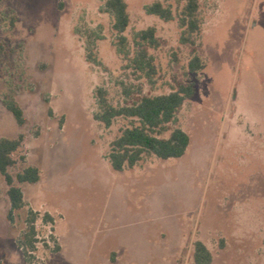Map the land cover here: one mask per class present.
<instances>
[{
  "label": "rangeland",
  "instance_id": "374dc122",
  "mask_svg": "<svg viewBox=\"0 0 264 264\" xmlns=\"http://www.w3.org/2000/svg\"><path fill=\"white\" fill-rule=\"evenodd\" d=\"M105 1L0 0V139L21 141L8 173L24 201L10 221L0 175V264H195L196 242L210 264H264V0H196L195 32L180 24L187 0H124L121 35ZM155 3L169 20L147 13ZM148 28L159 41L149 80L130 64ZM195 55L204 67L190 72ZM178 83L194 94L157 136L183 130L185 155L113 171L109 145L129 120L96 121L95 90L118 107ZM28 166L38 182H16ZM30 212L37 242L24 256Z\"/></svg>",
  "mask_w": 264,
  "mask_h": 264
},
{
  "label": "trees",
  "instance_id": "16d2710c",
  "mask_svg": "<svg viewBox=\"0 0 264 264\" xmlns=\"http://www.w3.org/2000/svg\"><path fill=\"white\" fill-rule=\"evenodd\" d=\"M147 13L158 16L163 20H169L171 14L160 3H155L146 9ZM197 11L196 0H187V5L180 20L189 32L198 30L197 21L194 18ZM104 13L112 16V29L121 35L129 25L127 4L124 0H106ZM126 39L120 37L117 52L125 55ZM159 41L154 28H148L139 32L134 40L135 56L130 60L132 69L140 73L144 78L151 79L155 75V67L152 57L148 54V48H157ZM89 62H94L88 55ZM201 59L195 55L188 63L190 72L203 69ZM194 94L192 85L178 83L174 90L168 94L147 96L142 95L134 102L122 106H113L108 100L105 88L99 87L94 92L97 103V113L94 119L105 128H109L118 118L128 119L129 126L121 130L120 135L109 145L108 159L115 172H122L125 168H133L143 157L152 155L160 160L179 159L183 157L189 146V136L181 129H173L167 138H159L157 135L167 130V126L174 122L175 117L185 100ZM6 109L11 113L15 122L21 126L23 115L21 109L13 101L4 102ZM20 139H0V175L3 177L7 189L10 209L8 219L12 221L14 211L23 207V194L19 187L14 185L13 177L8 169L14 165L12 154L19 148ZM40 178L36 167L28 166L15 175L16 182L34 184ZM36 214L30 212L26 218L27 228L18 241V246L23 250L24 256L34 249ZM195 264H210L211 254L201 242L195 243L193 255Z\"/></svg>",
  "mask_w": 264,
  "mask_h": 264
}]
</instances>
